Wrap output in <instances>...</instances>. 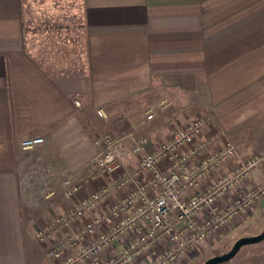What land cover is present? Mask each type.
Here are the masks:
<instances>
[{
  "label": "crops",
  "instance_id": "0c3cea01",
  "mask_svg": "<svg viewBox=\"0 0 264 264\" xmlns=\"http://www.w3.org/2000/svg\"><path fill=\"white\" fill-rule=\"evenodd\" d=\"M25 3L0 0V264H55L49 251L90 220L100 223L70 252L136 216L137 202L119 215L111 212L136 184L149 179L146 172L111 189L68 229L42 242L35 237L81 200L136 169L138 158H133L122 169L88 179L98 152L96 134L104 132L95 125L109 120L113 105L167 102L166 110L155 109L143 127V116H123L130 118V129L117 134L146 137V152L167 145L185 125L209 119L200 130L205 149L190 163L193 170L227 143L233 144L235 158L215 169L219 175L263 150V140L253 143L248 136L264 121V0H81V58L57 64L27 46L38 30L31 28L35 11L28 13ZM97 110L106 117L99 118ZM33 138L43 142L19 148L22 140ZM160 166L166 168L168 161ZM260 171H253L259 182ZM69 177L83 187L63 198L59 183ZM214 177L215 171L209 173L202 187ZM227 201L218 199L214 206L222 210ZM171 218L178 229L180 222ZM136 225L143 231L150 227L140 219ZM137 235L136 228L125 230L99 252V259L121 257ZM163 246L160 242L156 248ZM181 258L174 263L188 264L187 257ZM150 261L151 251L145 249L131 264Z\"/></svg>",
  "mask_w": 264,
  "mask_h": 264
},
{
  "label": "built area",
  "instance_id": "2783aa9c",
  "mask_svg": "<svg viewBox=\"0 0 264 264\" xmlns=\"http://www.w3.org/2000/svg\"><path fill=\"white\" fill-rule=\"evenodd\" d=\"M168 105L161 101L156 109L162 111ZM77 108L79 102H75ZM154 110V109H153ZM96 115L104 119L105 113L97 110ZM155 112L149 110L141 122L142 127L154 118ZM209 119L200 118L175 131L171 141L162 145L159 150L146 152L147 139L144 136L135 137L127 133L114 136L108 132L96 134L94 145L98 152L92 160V172L88 179L92 180L103 173H113L122 169L133 158H138L136 169L125 173L109 188L96 191L65 214L58 216L52 223L38 230L35 234L39 242L46 241L61 229H68L87 210H91L102 197L123 184L134 182L142 172L149 174V179L135 185V189L114 205L111 215H119L127 211L134 203H138L135 217L119 222L110 233L99 239L88 241L77 252H70L76 244L92 236L100 221L90 220L82 231L72 237L61 240L48 255L56 260L55 264H131L145 249L151 251V261L148 264H173L198 244L208 239L211 234L225 226L234 217L258 203L264 196V186H258L253 176L255 167L260 159L251 157L240 159L229 164L228 171L219 175L216 170L222 162L235 158L233 144L227 143L225 148L215 155L203 159L196 168L191 169L190 163L202 156L205 142L200 138L201 127ZM43 142L42 138L25 139L19 143V148L29 150ZM131 143L130 148L127 143ZM168 161L166 168H161V162ZM215 171V177L207 188L202 187L206 176ZM252 184V189L246 185ZM83 187V182L75 181L72 177L65 178L59 183L60 195L70 198ZM254 189V191H253ZM190 191L187 198L183 193ZM154 195H151L153 194ZM53 194V193H52ZM51 194V195H52ZM228 201L222 210L216 209L214 203L221 198ZM203 214L204 218L200 219ZM172 216L181 226L175 229ZM149 222L150 227L143 231L139 228L138 220ZM136 228L137 238L121 257L107 260L99 259L102 249L118 239L125 230ZM164 242L161 250L158 243Z\"/></svg>",
  "mask_w": 264,
  "mask_h": 264
},
{
  "label": "rangeland",
  "instance_id": "374dc122",
  "mask_svg": "<svg viewBox=\"0 0 264 264\" xmlns=\"http://www.w3.org/2000/svg\"><path fill=\"white\" fill-rule=\"evenodd\" d=\"M26 8L30 9L27 12H34V17H31V28H37V34L30 35L27 46L31 48V52L38 58L43 56L44 60L55 62L59 61H75L80 60L81 56V0H25ZM68 34V35H67ZM33 36V37H32ZM67 36L70 38L68 39ZM76 38V39H75ZM74 40V42H72ZM33 41V42H32ZM37 45V47H36ZM162 100V99H161ZM166 100V99H165ZM159 103V101L157 102ZM157 103H134L113 105L110 107V118L105 122H98L95 125L97 130L109 132L118 137L124 134H117L121 131L130 129V118H124V114L130 116H139V119L146 116L149 110L154 111ZM128 108V111L125 110ZM154 109V110H153ZM165 109V108H164ZM163 109V110H164ZM166 110V109H165ZM164 110V111H165ZM157 114V113H156ZM142 119V120H143ZM134 120V119H133ZM132 120V122H133ZM258 129L254 135H250L249 140L253 143H259L263 140L264 145V121L258 123ZM128 128V129H127ZM247 138V137H246ZM256 153V152H255ZM260 159L257 167H260L263 180L255 179L258 186H264V148L252 155ZM251 158V157H249ZM255 167V170L256 168ZM254 176V175H253ZM248 189H252V184L246 185ZM254 191V189H253ZM264 231V196L258 203L253 204L246 211L234 217L225 226L215 231V241L211 235L208 239L202 242L187 252L180 260L187 257L188 264H203L207 259L213 256L221 255L230 250V247L236 240L242 237H251L259 235ZM176 262V261H175ZM173 264H175L173 262ZM225 264H264V240L260 243L242 247L237 255Z\"/></svg>",
  "mask_w": 264,
  "mask_h": 264
},
{
  "label": "water",
  "instance_id": "95a60500",
  "mask_svg": "<svg viewBox=\"0 0 264 264\" xmlns=\"http://www.w3.org/2000/svg\"><path fill=\"white\" fill-rule=\"evenodd\" d=\"M263 240H264V231L256 236L239 238L234 242L232 247H230L229 251L221 255L213 256L211 257V259L209 258L206 261H204L203 264H225L229 262V260H232L242 247L257 244L260 243L261 241L263 242Z\"/></svg>",
  "mask_w": 264,
  "mask_h": 264
}]
</instances>
